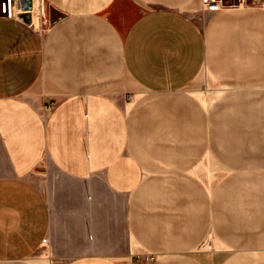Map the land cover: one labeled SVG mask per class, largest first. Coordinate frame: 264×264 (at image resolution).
I'll return each instance as SVG.
<instances>
[{
    "label": "crops",
    "instance_id": "crops-1",
    "mask_svg": "<svg viewBox=\"0 0 264 264\" xmlns=\"http://www.w3.org/2000/svg\"><path fill=\"white\" fill-rule=\"evenodd\" d=\"M45 3L43 33L0 16V264H264V125L237 113L255 143L236 156L215 104L232 167L208 200L188 89L207 71L219 103L264 90V0H225L205 25L201 0Z\"/></svg>",
    "mask_w": 264,
    "mask_h": 264
},
{
    "label": "rangeland",
    "instance_id": "rangeland-1",
    "mask_svg": "<svg viewBox=\"0 0 264 264\" xmlns=\"http://www.w3.org/2000/svg\"><path fill=\"white\" fill-rule=\"evenodd\" d=\"M29 6L31 7V13H28L26 16L22 17V20L25 21L27 24L31 25L36 14H38V26L36 27L38 33L46 32V28L49 26V18L47 17V7L44 5L45 1L43 0H29ZM201 11L198 13V18H200L201 23L203 25L206 24V22L209 19V12L211 11H205L202 9L201 5ZM2 17V16H1ZM41 20V22H40ZM191 92L193 104H196L198 107L197 110H195V114H193V139H199L202 137V140H207V146L200 147L199 141L196 140V144L193 147L192 152L195 153L194 150H197L198 153H202L201 162H193L190 165V168H192V175L195 180L200 182L202 184L205 193H207L208 200H210V193L212 189H214V186L217 183L218 177L221 175V173L225 172L228 169H231V165L228 162H225L228 160V156L231 154L226 152L227 154H224V159L220 158V156L217 155L215 152V146H220L221 139H214L216 134V126L214 125V122H217L218 117L214 116L213 111L214 108H216L215 104H222L223 110V122L228 121L227 124L223 123V133H224V139L223 142L225 144L223 148L227 147H234L233 149H240L238 151L237 155H253V145H254V139H252L251 134L249 135V131H251V127H249V122H251V119L249 118L244 124H238L235 122L234 125H232L231 120L234 118L233 121L237 118V113L241 111L240 119L243 117V113L246 114L255 113L257 115L255 119V124H263L264 125V90L255 92V98H245V99H224L222 103H219V97L220 89L219 84L217 81L214 80L213 76L209 72H203L201 78L193 84L191 87L188 88ZM219 92V94H218ZM239 93V92H238ZM237 93V94H238ZM252 94V92H240V94ZM217 94V95H216ZM230 94V93H228ZM218 101V102H217ZM232 106L236 107V116L233 117V109ZM200 111H202V116H199ZM251 116V114H250ZM249 117V116H248ZM239 118V117H238ZM225 120V121H224ZM211 121H214L213 124ZM200 123H202V127L200 126ZM251 126V125H250ZM221 127V125L219 126ZM202 128V130H200ZM241 129L240 132L236 129V132L232 133V129ZM206 129V130H204ZM247 132V133H246ZM220 133V132H219ZM232 133V134H231ZM259 134V131H257ZM263 133L262 130H260V134ZM233 135V136H232ZM230 139V140H228ZM259 145L256 146V148L259 151V155H262L263 148V138L262 136H259L258 138ZM194 141V140H193ZM192 141V142H193ZM235 141V143L233 142ZM194 143V142H193ZM235 145H234V144ZM201 149V152L199 151ZM236 151V150H235ZM177 156H183L185 153V148L180 147L177 148ZM257 152V151H256ZM178 159V157H177ZM223 159V160H222ZM240 163V162H239ZM246 165V163H243L241 161L240 165ZM187 166V165H186ZM197 176V177H196ZM200 176V177H199ZM210 203V201H209ZM210 223L208 232L210 233ZM42 253V250H41ZM158 256V257H157ZM155 256L153 259H149L148 256H144L142 259H134L135 264H188L185 262L183 258H180L178 255L168 259L163 258L160 254Z\"/></svg>",
    "mask_w": 264,
    "mask_h": 264
},
{
    "label": "built area",
    "instance_id": "built-area-1",
    "mask_svg": "<svg viewBox=\"0 0 264 264\" xmlns=\"http://www.w3.org/2000/svg\"><path fill=\"white\" fill-rule=\"evenodd\" d=\"M28 1L29 0H0V16L7 19L22 20L23 16L31 13V7ZM201 4L202 9L205 11H219L227 6L225 0H201ZM44 5L46 6V3ZM154 257V255L148 256L149 259H153Z\"/></svg>",
    "mask_w": 264,
    "mask_h": 264
},
{
    "label": "bare ground",
    "instance_id": "bare-ground-1",
    "mask_svg": "<svg viewBox=\"0 0 264 264\" xmlns=\"http://www.w3.org/2000/svg\"><path fill=\"white\" fill-rule=\"evenodd\" d=\"M33 25H34V27H37L38 26L37 16H35V18H34Z\"/></svg>",
    "mask_w": 264,
    "mask_h": 264
}]
</instances>
